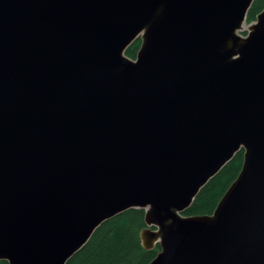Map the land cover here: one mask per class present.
<instances>
[{
	"label": "water",
	"instance_id": "95a60500",
	"mask_svg": "<svg viewBox=\"0 0 264 264\" xmlns=\"http://www.w3.org/2000/svg\"><path fill=\"white\" fill-rule=\"evenodd\" d=\"M252 2L0 0V261L66 264L143 209L148 264H264V6L240 35ZM240 150L212 214L183 216Z\"/></svg>",
	"mask_w": 264,
	"mask_h": 264
},
{
	"label": "trees",
	"instance_id": "16d2710c",
	"mask_svg": "<svg viewBox=\"0 0 264 264\" xmlns=\"http://www.w3.org/2000/svg\"><path fill=\"white\" fill-rule=\"evenodd\" d=\"M264 0H253L247 15L246 24L255 21L261 12ZM140 40L136 39L126 49L125 56L136 58ZM243 151L237 152L219 173L202 187L183 216L211 215L222 195L240 172ZM145 211L130 209L102 223L91 235L87 243L74 254L66 264H148L157 255L159 248H143L140 233L146 228ZM0 264H8L0 261Z\"/></svg>",
	"mask_w": 264,
	"mask_h": 264
},
{
	"label": "rangeland",
	"instance_id": "374dc122",
	"mask_svg": "<svg viewBox=\"0 0 264 264\" xmlns=\"http://www.w3.org/2000/svg\"><path fill=\"white\" fill-rule=\"evenodd\" d=\"M247 27H248V24H245V25L243 26V30H244V31H243L242 33H240L241 36L244 37V36L246 35V29H247Z\"/></svg>",
	"mask_w": 264,
	"mask_h": 264
}]
</instances>
